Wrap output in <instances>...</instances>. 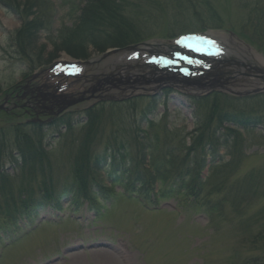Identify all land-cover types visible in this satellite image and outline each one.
<instances>
[{"label": "rangeland", "instance_id": "obj_1", "mask_svg": "<svg viewBox=\"0 0 264 264\" xmlns=\"http://www.w3.org/2000/svg\"><path fill=\"white\" fill-rule=\"evenodd\" d=\"M50 1L51 4H48L49 6L45 9L48 10L47 15H50L52 19L51 31L56 35L57 31L64 27L72 28L79 15L73 5L65 6L63 0ZM240 1L244 3V0H215L214 2L228 30L184 21V26L174 29L170 34L175 36L204 30L225 36L238 42L240 46L237 48L245 52L249 51L253 57L261 56L264 62V42L251 38L248 30L244 28L243 20L246 19L248 11L238 6ZM12 5L16 6L14 3ZM21 10V13L14 11L12 6L0 1V100L4 95L12 97L15 93L14 96H20L15 105L21 104V108L11 109V114L15 111L19 114L21 109L28 114L31 110L29 107L31 100L23 98L31 97V91H25V94H22V91L15 88V91L11 92L14 86L28 79L27 77L32 79L41 69L51 64L58 62L74 64L86 58L74 57L64 51L56 52L54 44L50 42V36H47L48 31L37 36L35 49H32L30 53L31 58L20 57L18 48L12 44L11 39L27 20L38 17L37 15L31 17L27 15L26 10ZM40 13L42 14V11ZM233 26L236 30L231 32L229 28ZM152 33L155 36L148 39L152 45L166 44L164 38H170L165 36L163 28L155 29ZM147 36L143 38L147 40ZM249 37L255 40L256 44L250 41ZM225 41L227 46H231L227 39ZM115 50H119V47L98 50L90 46L86 51L87 59L98 62V66L107 67L115 61ZM236 50L238 51L234 48L231 51L232 58L251 69L246 71L243 66L237 67L235 64L231 67L235 72L239 70L242 74L248 73V76L244 74L242 77H235L239 85L247 86L245 90H239L251 92L254 89H260L259 91H263L261 94L231 96L234 98L232 101L234 109L250 111L253 108V104H250L253 100H264V66L253 63L251 59L246 62ZM66 58L71 60L62 61ZM254 68L257 70L253 71ZM141 73L143 72L138 69L134 71V74ZM146 78L150 82L155 81H152L151 74H147ZM251 82L261 86L248 87L252 84ZM158 85L160 83L155 81L154 84L138 87H145L146 90H136L128 97L125 96L124 100H116L121 99L123 94L117 95L119 92L114 89L112 93L104 94L105 100L101 102L92 100L79 104L67 111L65 118L72 121L70 128L57 120L41 127L27 125L31 130L36 128L42 132L38 136L43 138L40 143L43 144L47 154L44 164L38 163L36 166L30 165L21 169L12 162L11 158L5 163L3 170L17 183L21 181L23 174L31 178L30 173H32L36 187L33 198L42 199L41 190L38 192L37 190L38 187L44 189L46 185L55 191V201L44 204L33 223L28 221L20 224L21 226L8 227L0 231V264H243L248 257L263 254L259 248L245 241L247 232L245 233L243 224L239 225L241 220L234 216L235 214L229 213L221 218L217 214L210 215L205 207H191L187 197L159 198L155 202L147 203L140 200L138 194L132 197L124 194L122 185H112V181L104 171L95 174V180L102 186L103 192L98 187L94 188V199L96 198L94 202L85 201L82 196L74 200L73 195L70 194L71 186L75 182L72 164L87 130L86 113H79L86 108L93 105H95L94 108L104 107L103 116L107 118L113 115L115 111L113 108H115L117 109L115 117L123 119L116 122L118 125L116 127L107 125L105 135L98 140L100 144L96 147L99 155L104 153V145L108 140L111 141L112 148H115L116 137L124 143L131 139L127 133H137L139 140L143 141L137 131H144L147 128L146 119L142 115L148 111L149 104L152 105L153 110L149 118L157 125L155 131H159L166 125L177 134L184 135L189 143L188 135L197 129L199 121L202 122L201 119L205 116L206 109L202 106L205 98L209 97L212 100V95L209 91L184 87L170 81L164 82L162 88L156 92L152 88ZM112 87L106 85L104 88ZM261 97L263 98L260 99ZM113 103H119L122 106L114 107ZM256 107H254L255 112L264 117V102ZM119 125L121 129L118 128ZM6 128L11 127L0 117V131ZM227 128L238 131L245 139L238 177L263 168L264 125L245 131L225 124L221 133L227 132ZM113 132L116 135L112 134ZM32 137L35 142H39L38 137L33 135ZM135 152L136 150L133 155L130 154L125 164L129 169L135 166L143 167L135 164ZM220 153L223 162L230 161L226 150ZM38 154L34 152L32 156ZM15 155L18 156L17 153ZM213 163L214 157L209 155L203 170L205 179L212 176V170L216 167ZM149 166L150 157H147L144 168L147 169ZM159 186L157 185V188ZM109 189L111 192H108ZM263 204L264 199L258 201L256 206L247 210L248 216ZM5 231L7 232L4 233Z\"/></svg>", "mask_w": 264, "mask_h": 264}, {"label": "trees", "instance_id": "obj_2", "mask_svg": "<svg viewBox=\"0 0 264 264\" xmlns=\"http://www.w3.org/2000/svg\"><path fill=\"white\" fill-rule=\"evenodd\" d=\"M0 1L19 13L24 9L28 12L27 15L38 16L27 20L11 39L12 44L18 48L19 56L23 58L32 57L30 53L35 49L36 38L44 31H48L47 36H50L56 52L64 51L74 57H86L84 59L87 60L86 51L90 46L98 50L106 47L124 48L144 42L146 39L143 36L148 35L147 40L154 37L152 32L158 28L165 29V36L171 38L174 35L171 36L170 33L184 26V21L228 30L214 4L215 0H63L65 6L73 5L79 15L72 28L64 27L56 35L50 29L52 19L45 9L51 4L50 0ZM238 6L248 11L243 23L249 36L264 42V0H244ZM229 30L234 32L236 28L233 26ZM251 38L250 41L256 44ZM233 100V97L219 93L212 95V100L205 98L202 105L206 109L205 116L201 119L202 122L199 121L197 129L188 135L189 143L184 135L177 134L166 125L155 131L157 125L149 118L153 112L152 105L149 104L148 111L142 115L146 119L147 128L137 131L143 141L139 140L137 133L126 132L131 139L124 143L116 137L115 148H112L113 145L108 140L102 155L96 152V147L100 144L98 140L104 137L108 124L116 127V122L123 119L115 117V108L113 115L108 118L103 116L104 107L90 109L86 112V136L82 139L72 164L75 182L70 194L74 200L82 196L85 201L94 202V188L102 189L95 180V174L104 171L112 185H122L124 194L130 197L138 194L140 200L147 203L159 198L187 197L191 207H205L210 215L217 214L221 218L233 213L240 218L239 225L243 224L245 233L247 232L245 241L263 252L261 256L248 257L243 264H264V204L253 214L248 216L247 213L248 209L264 199V167L238 177L245 139L241 133L231 128L221 133L225 124L245 131L264 125V117L255 112L256 106H261L264 100H253L250 111L234 109ZM112 106L122 105L113 103ZM3 113L0 117L11 128L0 131V231L28 221L33 223L44 204L55 201V191L46 185L44 189L38 187L37 190H41L43 198H33L36 187L32 173L31 178L23 174L21 181L17 183L3 170L5 163L11 158L21 169L38 163L44 164L47 158L43 144L40 143L43 138L38 136L42 132L17 123V115ZM60 122L72 127L71 120L64 118ZM118 128L121 129V126ZM112 134L116 135L114 132ZM32 135L38 137L39 142H35ZM135 136L137 137L132 139ZM135 150V164L143 167L129 169L125 164ZM223 150L230 157L227 163L219 155ZM34 152L39 154L32 156ZM209 155L214 157L213 166L216 167L212 170V176L205 179L203 170ZM147 157H150V166L145 169ZM157 185L160 186L157 188ZM108 192H111L110 189Z\"/></svg>", "mask_w": 264, "mask_h": 264}, {"label": "flooded vegetation", "instance_id": "obj_3", "mask_svg": "<svg viewBox=\"0 0 264 264\" xmlns=\"http://www.w3.org/2000/svg\"><path fill=\"white\" fill-rule=\"evenodd\" d=\"M41 83L42 82L39 81L38 83H35V84L40 85ZM30 94H31V97L28 98V96H26L25 99H28L29 101L31 100V102H30L31 105L29 106L31 108V110L43 111V110L50 109V107L47 106L46 103H44L43 96L41 94L37 93L36 89L31 90ZM50 104L56 105L53 103H50ZM28 113H30V110Z\"/></svg>", "mask_w": 264, "mask_h": 264}, {"label": "bare ground", "instance_id": "obj_4", "mask_svg": "<svg viewBox=\"0 0 264 264\" xmlns=\"http://www.w3.org/2000/svg\"><path fill=\"white\" fill-rule=\"evenodd\" d=\"M237 47H238V45H237ZM241 52H242V55L240 56L242 59H244L246 62H248L249 61V59H251V61L253 62V63H260V64H263V66H264V62H263V60L258 56V55H255V57H253L250 53H248V52H245L244 50H242L241 49ZM245 54V55H244ZM252 56V58H250ZM71 59H67L66 58V60H62V61H70Z\"/></svg>", "mask_w": 264, "mask_h": 264}, {"label": "water", "instance_id": "obj_5", "mask_svg": "<svg viewBox=\"0 0 264 264\" xmlns=\"http://www.w3.org/2000/svg\"><path fill=\"white\" fill-rule=\"evenodd\" d=\"M149 83H150V82L147 81L145 84H146V85H149ZM226 83H228V82H226ZM191 84H192V83H191ZM191 84H190V85H191ZM197 84L200 85L201 83H197ZM201 85H203V86H200V87H204V88H207V87H208L207 85H204V84H201ZM222 86H223V84H220V83H219V86H218V85H217V86H216V85H212V86L210 85V88H212L213 90H217V88H221ZM212 89H209V90L212 91ZM230 93H231V94H234V95H237V96L239 95V93L234 92V91H230ZM54 103H56V104H58V105H63V106L61 107V111L64 110V109L66 108V107L64 106V104H66L65 102H61V104H60V103H57L56 101H54ZM73 103H74V102H73ZM73 103H71V104H73ZM61 111H60V112H61Z\"/></svg>", "mask_w": 264, "mask_h": 264}]
</instances>
